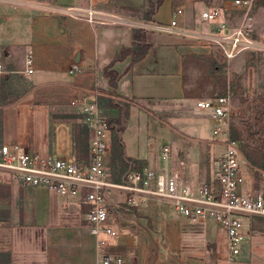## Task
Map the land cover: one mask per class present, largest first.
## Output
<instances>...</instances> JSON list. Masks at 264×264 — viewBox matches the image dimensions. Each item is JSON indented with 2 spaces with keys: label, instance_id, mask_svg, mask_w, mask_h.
<instances>
[{
  "label": "crops",
  "instance_id": "obj_1",
  "mask_svg": "<svg viewBox=\"0 0 264 264\" xmlns=\"http://www.w3.org/2000/svg\"><path fill=\"white\" fill-rule=\"evenodd\" d=\"M146 3L147 0L0 2V27L3 28L0 48L5 69L0 77V118L4 108L23 102L30 108L35 105L46 107L45 114L39 109L42 120L38 141L44 152L33 147L31 142L26 145L44 154L74 151L69 122L52 117L47 104V90H53L56 96L63 94L67 97L73 92H85L89 98L97 101L110 96L113 100L114 97L133 100L196 98L197 95L193 93H185L184 83L186 56L195 50H187L188 46L174 39L180 34L158 30L153 26L167 24L176 17L180 26H185L186 20L191 19L193 29L203 30L204 25L215 29L222 20L221 16L203 24L199 12L211 6L203 0H163L150 20L143 18V14L130 13V10L139 7L144 10ZM90 4L127 16L131 23L91 24L48 9L52 5ZM178 7L183 9V13H174ZM140 26L147 29L150 46L146 54L135 62L128 54L110 64L122 47L131 45L133 28ZM28 49L33 58L30 65L32 72L25 71L24 56ZM72 61L81 68L79 73L69 71ZM107 66L118 74L115 86H111L108 77L103 74ZM1 126L0 120V129ZM15 139L9 142H16ZM0 140H3L2 135ZM212 145L218 156L223 149L222 144L213 141ZM86 148L87 143L85 152ZM151 152L152 160L143 165L159 169L157 151ZM172 157L175 162L173 154ZM185 174L184 170V180L192 184L202 181L199 177ZM0 188L7 191L6 195H0V264H97L95 236L90 233L84 215L86 203L77 198L61 196L42 186L14 182L8 174L0 178ZM157 202L160 201L151 200L141 206L114 203L109 206V211L111 208L121 211L118 206L127 210L140 209ZM158 219L163 225L165 237L161 244L166 243L167 249L163 248L157 255L152 252L146 256H128L123 264H217L218 259L223 264L225 239L214 221L189 222L173 208L159 214ZM109 222L119 231L117 236L108 237L111 252L118 254L117 251H128L138 245L133 240L131 229ZM176 246L177 263L170 252V247ZM244 253L243 248L245 264H249Z\"/></svg>",
  "mask_w": 264,
  "mask_h": 264
},
{
  "label": "built area",
  "instance_id": "obj_2",
  "mask_svg": "<svg viewBox=\"0 0 264 264\" xmlns=\"http://www.w3.org/2000/svg\"><path fill=\"white\" fill-rule=\"evenodd\" d=\"M228 1L231 9L243 14L237 25L230 26L222 19L215 29L196 30L180 26L177 18L173 17L167 24L153 27L194 38L202 44H214L228 59L244 51L263 55L264 29L258 36L252 35L254 0ZM48 9L91 24L131 23L127 16L92 4L52 5ZM174 13H183V9L175 8ZM222 13V7L211 5L201 9L199 17L207 22L222 16ZM24 62L25 71L32 72L30 49L25 53ZM69 71L79 73L81 68L72 61ZM4 72L0 48V77ZM68 102L82 114L90 134L85 154L79 156L73 150L43 154L28 145L0 140V171L8 174L14 182L42 186L61 196L86 203L84 215L90 233L95 236L97 264L124 263L121 255L109 250L108 237L119 234L109 222V206L120 202L127 206H141L151 200L167 202L189 222L214 221L225 239L223 264L246 263L242 252L250 237V222L253 217L264 216V169L257 189L246 186L247 179L239 161V140L231 135L229 129L230 116L235 112L229 94L197 97L194 100L195 107L207 115L213 141L223 146L216 157L212 178L198 184L184 180L185 160L179 159L176 164L171 144L160 142L154 136L148 138V146L163 159V168L159 170L142 165L129 168L116 177L108 160L111 127L105 110L85 92L71 93Z\"/></svg>",
  "mask_w": 264,
  "mask_h": 264
},
{
  "label": "rangeland",
  "instance_id": "obj_3",
  "mask_svg": "<svg viewBox=\"0 0 264 264\" xmlns=\"http://www.w3.org/2000/svg\"><path fill=\"white\" fill-rule=\"evenodd\" d=\"M203 1L206 5L222 7L221 19L230 26L241 22L243 14L231 9L228 0ZM130 13L142 16L143 8L132 9ZM185 14L187 15L186 10ZM252 14V35L256 37L264 29V0H254ZM198 21L202 22L200 19ZM202 23L205 24L206 21ZM192 26L191 19H187L185 27ZM2 29L0 27V35H3ZM209 29V26H203V30ZM174 39L188 46L187 50H195L186 56L185 93H193L197 95L196 98L230 95L232 109L235 111L229 119L230 133H234L239 140V161L247 185L251 189H257L263 169L258 164L249 163L242 152L255 147L254 153L264 156V54L244 51L228 59L214 44H202L183 35H176ZM1 42L0 36V45ZM46 93L52 117L69 122L73 147L79 150L75 153L84 155L82 139L88 136L89 131L83 123L82 114L69 104L66 95L56 96L53 90H47ZM114 100L119 106H110L103 97L97 102L107 110L105 112L111 127L108 160L116 177L133 166L148 164L152 160L153 150L148 146V138L151 136L158 138L160 142L171 144L176 164L179 159L186 161L187 165L183 169L188 177L207 180L213 175L217 155L212 147L211 125L207 115L195 107V97L169 100L114 97ZM39 109L45 114V106L35 105L30 108L26 102L4 108L2 119L0 118L2 139L9 142L15 137L17 143L26 145L31 142L33 147L44 152L38 141L42 120ZM78 137L81 140L79 142ZM163 166V159L158 157L157 167L160 170ZM1 177H6V174L0 172ZM6 192L5 188H0V195H6ZM117 208L121 211L110 209L109 220L131 229L133 240L138 244L128 251H117L125 261L129 257L146 256L152 252L157 255L163 248L167 249L166 243L163 246L161 244L165 237L158 215L172 211L171 205L160 201L140 209L127 210L123 206ZM250 224V237L244 247V254L249 264H264V216L253 217ZM170 250L177 263V246L170 247ZM221 262L218 259L217 264H222Z\"/></svg>",
  "mask_w": 264,
  "mask_h": 264
},
{
  "label": "trees",
  "instance_id": "obj_4",
  "mask_svg": "<svg viewBox=\"0 0 264 264\" xmlns=\"http://www.w3.org/2000/svg\"><path fill=\"white\" fill-rule=\"evenodd\" d=\"M163 0H148V4L144 7L143 10V18L145 19H151V16L156 12L159 5L162 3ZM146 28L144 27H134L132 32V43L128 47H122L118 53L115 55V57L112 59L110 64L113 61L122 59L126 55L130 54L132 57V62H135L139 59H141L149 49L150 44L147 42V33ZM109 64V65H110ZM103 74L108 77L109 83L111 86L116 85V79H117V72L113 69H109V66L104 67ZM108 104L117 107L119 106L117 102H114L113 98L110 96L107 98ZM89 135V134H88ZM231 135L235 138H237L234 133H231ZM88 136L84 137L82 141L84 142L82 152H85L86 142H87ZM86 140V141H84ZM79 140L78 137V142ZM241 145V144H240ZM255 147H251L250 150H244L242 152L243 156L246 158V160L251 164H258L261 166L262 169H264V156L257 154L258 152L254 153ZM74 151L77 153L79 152L78 149H74Z\"/></svg>",
  "mask_w": 264,
  "mask_h": 264
}]
</instances>
